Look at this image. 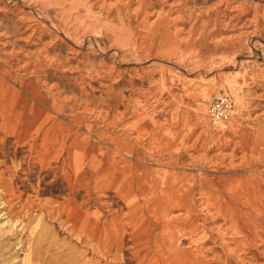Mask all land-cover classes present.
<instances>
[{"label":"rangeland","instance_id":"1","mask_svg":"<svg viewBox=\"0 0 264 264\" xmlns=\"http://www.w3.org/2000/svg\"><path fill=\"white\" fill-rule=\"evenodd\" d=\"M108 1L0 0V202L14 222L0 226V264H138L155 245L151 226L137 244L134 228L109 227L124 207L117 177L162 184V157L198 177L195 253L241 264L252 254L226 250L203 201L206 181L225 174L264 181V0H234V11L219 0ZM93 209L98 226L81 225ZM228 230V247L247 241Z\"/></svg>","mask_w":264,"mask_h":264},{"label":"crops","instance_id":"2","mask_svg":"<svg viewBox=\"0 0 264 264\" xmlns=\"http://www.w3.org/2000/svg\"><path fill=\"white\" fill-rule=\"evenodd\" d=\"M170 141V139L168 140ZM73 150V149H72ZM80 151V150H75ZM162 162H164L160 166V172L161 174H164V182L161 184L157 177L155 175L150 176V178L146 179L145 174V182L139 181L138 177L134 178V182H128L125 179H122L123 176L120 174L117 178L118 181V200L122 202L124 207H127L129 205L128 202L134 203V206L124 209V207L119 208L118 210L115 209L112 211V214L110 215L109 221H111L108 225L111 226H117V227H124L125 225H128L130 228H134L133 233H131V242L137 244L141 241H133L134 236H138L139 233H141V228H148V226L152 227V232L150 233V236H146L145 240L153 242L154 234H165L167 231H169L170 226H168L165 222V216H168L170 213H178L179 211H183L184 208H175V205L172 203L173 198H176V201L179 200V202H182L186 199L187 205L193 210L194 214L190 216L187 220L177 221L175 223L176 229L184 230L185 226L193 227L190 224L197 225L198 223H202L200 219L197 217V205L195 201V195L194 194V180L198 177L193 174H181V170L176 166L177 164H174V162H170L169 158H166L164 161V158L162 157ZM130 178V177H129ZM191 178V180H190ZM264 178V177H263ZM122 179V180H121ZM152 179V180H150ZM206 179V178H204ZM256 180L257 178L252 177V174H239V175H230L225 174L224 176H220V178H215L210 181H206V200L203 201L205 204H209L207 201L210 200L212 203L213 201H218L220 198H223V205L221 212L229 211L228 209H239L242 212H251L252 210L249 208V206L244 205L241 201H234L232 199H229L230 193L232 192V188L236 187V185L244 180ZM121 180V181H120ZM218 180H221L218 182ZM257 182L260 181L261 184H264V181L257 179ZM120 182V183H119ZM215 186V187H214ZM136 188L137 190L131 194L132 188ZM218 187V188H217ZM157 188H160L161 190H158ZM231 189V190H230ZM264 189V188H263ZM151 192H147L150 191ZM163 190V192H162ZM193 190V191H192ZM184 193V194H183ZM134 194V195H133ZM183 196V197H182ZM181 197V198H180ZM109 202L108 204H110ZM182 204V203H181ZM221 203H218V206ZM203 205V207H204ZM246 210V211H245ZM208 212H213L214 209L212 206H209L207 208ZM90 215L85 218L84 223L82 222L81 225L86 227L93 226L94 228L98 226V220L102 219L100 218L102 212L98 211L97 209H93L88 211ZM125 214V215H124ZM213 219L211 221L217 222L215 225L217 226H224L226 227V224L224 222V218L222 217V213L218 214H212ZM108 218V217H107ZM108 220V219H106ZM91 221H95V224L91 223ZM192 221V222H191ZM153 222V223H152ZM262 224L264 226V221L262 220ZM104 225H107L106 223ZM92 227V228H93ZM92 229H89L87 232V235H85L84 239L88 240V237L91 235L93 237L94 232L91 233ZM96 234V233H95ZM134 234V235H133ZM142 234V233H141ZM99 235V234H98ZM111 235L116 237L121 242L122 233L119 232V230L114 231L112 229H108V236ZM229 235L230 232L228 230L225 231V247L228 251L229 246ZM90 236V237H91ZM174 236V235H173ZM133 237V238H132ZM172 237V236H171ZM239 236H237L238 238ZM241 237V236H240ZM239 237V238H240ZM164 240L170 239V235L164 236ZM168 238V239H167ZM173 239H176L174 236ZM182 244H185L187 242H183V238L180 241ZM230 244H232L230 240ZM167 249V248H165ZM250 253L252 255H255L257 257V250L251 248ZM239 253V252H237Z\"/></svg>","mask_w":264,"mask_h":264},{"label":"bare ground","instance_id":"3","mask_svg":"<svg viewBox=\"0 0 264 264\" xmlns=\"http://www.w3.org/2000/svg\"><path fill=\"white\" fill-rule=\"evenodd\" d=\"M110 1V0H109ZM108 1V2H109ZM139 1V0H138ZM58 2V1H56ZM64 2V0H63ZM87 2V1H86ZM107 2V3H108ZM136 2V0L134 1ZM224 4L225 7L229 8V11L243 9L242 4L235 3L234 0H219L216 5ZM139 4V3H138ZM86 5V4H85ZM88 5V4H87ZM86 5V6H87ZM91 5V4H90ZM174 4L172 2L169 4V10L174 13L172 7ZM214 6V8L216 7ZM63 6V5H62ZM80 6V5H79ZM78 6V7H79ZM220 6V5H219ZM135 8V7H134ZM84 9V8H83ZM85 10V9H84ZM83 10V11H84ZM168 10V11H169ZM86 11V10H85ZM92 11V10H91ZM203 11V10H202ZM33 12V11H32ZM87 12V11H86ZM159 15V14H158ZM232 17V16H231ZM153 22H151L152 24ZM184 35V34H183ZM188 39V38H186ZM238 62V61H237ZM27 119L33 121L28 114L26 116ZM16 118V117H15ZM25 118V116H24ZM116 176V175H115ZM211 178V177H210ZM220 178V177H219ZM208 179V177H207ZM221 180H218V182ZM215 187V186H214ZM218 188V187H217ZM231 190V189H230ZM193 191V190H192ZM163 192V190H162ZM1 193V192H0ZM184 194V193H183ZM260 195H264V191H262V185L260 181L256 180H244L236 185V187L232 188V192L230 193L229 199L236 201H241L244 205L249 206L252 210L251 212H242L239 209H228L229 211L221 212L222 205H223V198H220L218 201H213L212 203L210 200L208 201L209 204L207 206H212L216 213H222L224 218V222L226 227L224 228V233L226 230L231 229L233 227L235 233H240L243 236L240 237L241 239L245 237L246 242L237 245L235 243V248L228 247V251H238L243 250V252L250 249L249 246L254 247L261 255H264V250L261 249L260 243L255 241V236L262 225V220L264 221V200L260 197ZM194 196V195H193ZM183 197V196H182ZM1 198V197H0ZM176 198H173L172 203L175 205V208H184L183 211H179L178 213H170L168 216H165V222L168 226H170L169 231L165 234H154V247L150 250L152 253L149 255H144L142 257H138L141 261L138 264H200L198 261L205 260V262H212L214 259L216 260L219 258L214 253L210 254H197L196 248L200 247V237L197 232H195V226L192 223L190 224L193 226L192 229L190 227L185 226L184 230L176 229L175 223L177 221L187 220L190 216L194 214L193 210L187 205L186 199L182 202L179 200L176 201ZM181 198V197H180ZM182 203V204H181ZM218 203H221L218 206ZM7 207L5 201L2 198L0 202V218L4 219L0 226H13L14 222L12 223V214L11 211L8 209L4 210ZM246 211V210H245ZM181 212V213H180ZM125 215V214H124ZM28 219V218H27ZM38 220V219H37ZM38 222V221H37ZM192 222V221H191ZM153 223V222H152ZM25 224V223H24ZM35 224V223H34ZM40 224V223H39ZM21 225L18 223L16 226ZM15 226V227H16ZM28 226V225H27ZM40 226V225H39ZM46 226V225H45ZM41 227V226H40ZM96 228V227H95ZM30 230V229H29ZM34 230V229H33ZM47 230V229H46ZM210 230V229H209ZM20 231V230H19ZM25 231V230H24ZM96 231V230H95ZM187 231V232H186ZM205 231V230H204ZM15 232V231H14ZM53 232V231H52ZM152 232V227H150L149 236ZM191 232V233H190ZM201 232V231H200ZM206 232V231H205ZM229 232V230H228ZM48 233V232H47ZM148 233V229H147ZM235 233L231 235L235 236ZM46 234V233H45ZM54 234V232H53ZM3 235V234H2ZM51 235V234H50ZM96 235V234H95ZM170 235V239L164 240V236ZM176 239H173L174 236ZM186 235L192 237L187 243L182 244L180 241L182 238L186 237ZM258 235L264 240V231H259ZM5 236V235H4ZM10 236V235H9ZM21 236V235H20ZM172 236V237H171ZM6 237V236H5ZM38 237V236H37ZM10 238V237H9ZM20 238V237H19ZM57 238V237H56ZM33 239V238H32ZM52 239V238H51ZM3 240V237H2ZM16 240V239H15ZM58 240V239H57ZM19 241V240H18ZM60 241V240H59ZM3 242V241H2ZM61 242V241H60ZM93 242V241H92ZM150 242V241H149ZM203 242V241H202ZM43 243V242H42ZM21 244V243H20ZM51 244V243H50ZM262 244V243H261ZM153 245V244H152ZM225 245V244H224ZM9 246V245H8ZM62 247V245H60ZM10 247V246H9ZM26 247V246H25ZM46 247V246H45ZM52 247V246H50ZM59 247V246H58ZM60 247V248H61ZM41 248V247H40ZM105 249V247H103ZM167 248V249H165ZM201 248V247H200ZM48 249V248H47ZM210 250L212 248H209ZM206 250V252H210V250ZM264 249V248H263ZM62 250V249H61ZM102 250V249H101ZM205 250V249H204ZM3 251V250H2ZM46 251V250H45ZM100 251V250H99ZM43 252V251H41ZM56 252V251H55ZM62 252V251H61ZM202 252V251H201ZM8 253V252H7ZM48 253V252H47ZM60 253V251H59ZM249 253V252H248ZM42 254V253H41ZM148 254V253H147ZM159 254V255H157ZM228 254V253H227ZM5 255V254H4ZM37 255V254H36ZM56 254H54L55 256ZM100 255V254H99ZM137 255V254H136ZM259 256V255H258ZM5 257V256H4ZM39 257V256H38ZM64 257V256H63ZM103 257V256H102ZM13 258V257H12ZM42 258V257H41ZM18 259V258H17ZM20 259V258H19ZM91 259V258H90ZM138 259V260H139ZM14 260V259H13ZM16 260V259H15ZM33 260V259H32ZM48 260V259H47ZM66 260V259H65ZM214 260V261H215ZM62 261V260H60ZM86 261V260H85ZM96 261V260H95ZM241 264H263L261 262H257L254 260L253 256L244 257L243 259L239 258ZM15 262V261H14ZM19 262V261H18ZM64 262V261H63ZM46 264V263H45ZM215 264V263H214Z\"/></svg>","mask_w":264,"mask_h":264},{"label":"built area","instance_id":"4","mask_svg":"<svg viewBox=\"0 0 264 264\" xmlns=\"http://www.w3.org/2000/svg\"><path fill=\"white\" fill-rule=\"evenodd\" d=\"M224 102H225V99H223V98H217L214 101V103L211 107V110H210L212 119H214L216 121L222 120V118L224 117V113H225V110L223 108Z\"/></svg>","mask_w":264,"mask_h":264}]
</instances>
